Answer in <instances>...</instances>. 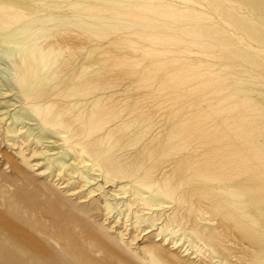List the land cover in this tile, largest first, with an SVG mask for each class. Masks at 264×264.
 I'll return each instance as SVG.
<instances>
[{
	"label": "rangeland",
	"instance_id": "374dc122",
	"mask_svg": "<svg viewBox=\"0 0 264 264\" xmlns=\"http://www.w3.org/2000/svg\"><path fill=\"white\" fill-rule=\"evenodd\" d=\"M85 1V27L46 16L45 21L38 22L37 29H45L38 35L45 45L52 44L61 50L56 53L58 59L63 56L57 67L62 76L60 82L68 79L70 67L78 65L85 52V79L75 85L74 90L84 89L86 99L103 93L106 106L98 108L101 115L97 116L95 125L103 126L99 133H110L117 149L111 157L124 166L129 165L133 173L155 175V180L166 188L167 201L173 200L170 208L163 209L169 218L168 228L175 227L178 231L171 235L155 234L163 216L155 221L153 228L146 227V223L135 224V210H140L138 214L148 212L134 202L131 193L117 196L118 202H131L130 211H125L121 204L118 208L123 215L105 210L101 196L105 193L107 198L111 189H118L119 183L116 186L105 184L103 189L88 195L87 191L100 181L95 186L91 185L93 182L82 187L77 173L56 175L53 167L47 168L51 155L59 151L62 142L53 144V139H43L42 144H35L32 137L17 138L18 132L17 135L7 133L5 127L10 121L7 113L13 112L18 103L6 107L1 102L6 99L14 102V99L3 94L0 96V264H207L209 261L217 264L221 254L222 264L233 260V255L238 257L239 264H249L250 255L257 252L253 247L250 252H243L242 247L251 244L225 218L226 210L218 209L221 203L226 205L224 198L216 200L219 193L215 187L206 186L208 172L204 173L201 166L207 160L205 156L210 155L205 153L221 155V143L236 140V136L227 129L213 130L208 135L206 128L212 116L207 113L208 101L200 97L215 84L199 83L206 76H199L198 68L189 67L198 59L197 55L187 54L183 45L173 41L152 40L150 35L154 34L176 37L161 28L164 27L161 20L155 21L156 28L140 26L144 23L141 17L127 16L125 10L110 6L116 2L124 4L126 0ZM52 13L58 12L53 10ZM77 14L70 11V19L74 20ZM91 15H103L104 25H99L102 21L99 16L89 17ZM89 23L91 25L87 26ZM121 46H126L130 54L117 55L114 48ZM192 48L195 49L190 46V51ZM193 49L191 52L196 51ZM0 63L1 67L5 66L4 62ZM66 70L68 73L64 74ZM195 74L205 78L190 79L196 77ZM131 105L135 106V112L126 115V108ZM124 121L130 125L125 126L121 123ZM25 160L29 163L23 162ZM69 162L71 160L66 163ZM183 233H187L186 237ZM190 240H194L191 248L187 246Z\"/></svg>",
	"mask_w": 264,
	"mask_h": 264
},
{
	"label": "bare ground",
	"instance_id": "6f19581e",
	"mask_svg": "<svg viewBox=\"0 0 264 264\" xmlns=\"http://www.w3.org/2000/svg\"><path fill=\"white\" fill-rule=\"evenodd\" d=\"M85 4V0H0V61L5 65L0 66V96L9 94L14 99V102H11L12 99H6L1 103L6 107L18 103L13 107L15 109L13 112L7 113L10 121L5 130L13 134L18 132L17 138L32 137L35 144H42L43 139H53L51 142L53 144L61 141L59 151L51 155L52 160L47 168L53 167L56 175L61 172L68 175L77 173L82 187L93 182L95 183L91 185L95 186L100 181L87 191L88 195L103 189L105 184L116 186L115 184L119 183L118 189H111L112 195L107 193L112 199L108 196L106 198L105 193L101 196L104 197L102 202L105 210L110 213L114 210L117 214L123 215L122 209L118 208L121 204L125 206V211H130L131 202L124 200L118 202L117 196L131 193L134 202L148 212L138 214L136 212L140 210H135L134 215L132 214L135 224L146 223V227L153 228L157 224L155 221L163 216L159 222L161 225L156 228L158 233L155 234H175L178 229L168 228L169 218L163 211L164 208H170L169 203L172 204L173 201H167L166 188L155 180V175L133 173L129 165L124 166L111 157L117 151L112 144L111 135L99 133L103 126L95 125L97 116L101 115L98 108L106 106L103 93H95L86 99L84 89L74 90L75 85H79L85 79V52L81 54L78 65L70 67L72 71L69 70L68 79L60 82L62 76L57 67L62 63L60 59H63V56L58 59L56 53L61 50L52 44L45 45L42 36L38 35L39 31L45 30L37 29L38 22L45 21L46 16L85 27L83 13ZM110 6L113 9L125 10L127 16L141 17L144 23L139 24L140 26L156 28L155 21L161 20V23H164V27L161 28L173 32L176 37L154 34L150 35L151 39L154 38V41L158 39V42L168 40L183 45L188 51L187 54L197 55L198 58L192 65L188 64L191 70L198 68L201 73H196L199 76H206V79L199 83L211 81L215 84L211 91L200 97L208 101L207 113L212 116L208 122L209 128H206L209 131L208 135L213 130L227 129L233 131L236 140L222 142L221 155L205 153L210 154L208 157L205 156L207 160L201 164L204 168L202 169L208 172V176L205 177L206 186L215 187L218 191L216 200L224 198L222 201H225L226 205L223 206L219 201L221 205L218 209L221 212L222 209L226 210H223L227 216L225 218L229 219L243 238L250 242L249 247H242L243 252H250L252 247L257 252L250 255L249 264H264V0H126L124 4L116 2ZM53 10H57L58 13L53 14ZM73 10L78 12L74 20L69 17V12ZM95 16L102 19L99 25L103 26L105 17L103 15L89 17ZM90 25L91 23L87 26ZM190 46L195 47L192 49L196 51L191 52ZM114 49L117 55L130 54L126 46ZM97 55L101 57V54ZM67 73L66 70L64 74ZM196 77L190 79L200 78ZM133 112L135 106L126 108V115L131 116ZM121 123L125 126L130 125L128 121ZM17 125L21 127L18 128ZM201 155L203 152L199 154L200 157ZM66 158L68 159L65 160ZM68 160L71 162L66 163ZM23 162L29 163L27 160ZM194 169L192 168L191 172ZM153 181L156 182L152 184ZM165 185L167 187V183ZM143 210L141 212H144ZM186 235L187 233H183L184 237ZM194 240L188 241L189 248L193 247ZM197 249L196 252L199 251L200 254V248ZM219 257L216 262L222 264ZM232 258L234 259L223 263L239 264L236 255ZM212 259L213 257L210 258ZM207 264L213 262L209 261Z\"/></svg>",
	"mask_w": 264,
	"mask_h": 264
}]
</instances>
